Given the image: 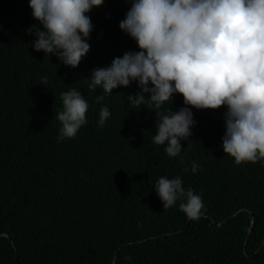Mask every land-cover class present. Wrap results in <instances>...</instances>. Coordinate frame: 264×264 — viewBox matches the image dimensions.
Instances as JSON below:
<instances>
[{"label": "trees", "instance_id": "obj_1", "mask_svg": "<svg viewBox=\"0 0 264 264\" xmlns=\"http://www.w3.org/2000/svg\"><path fill=\"white\" fill-rule=\"evenodd\" d=\"M130 7L105 0L87 14L90 51L73 69L34 50L29 0H0V264H264V160L237 165L224 153L226 106L191 108L192 136L169 157L152 142L156 113L129 106L137 82L89 90L95 69L140 51L119 27ZM71 89L88 102L86 123L61 141L55 113ZM183 107L180 94L164 105ZM161 176L202 197L199 219L179 210L183 198L164 209Z\"/></svg>", "mask_w": 264, "mask_h": 264}, {"label": "clouds", "instance_id": "obj_2", "mask_svg": "<svg viewBox=\"0 0 264 264\" xmlns=\"http://www.w3.org/2000/svg\"><path fill=\"white\" fill-rule=\"evenodd\" d=\"M104 2L29 0L37 22L29 29L36 37L34 50L77 68L90 51L87 41L93 25L87 14ZM129 2L131 7L119 27L140 51L126 52L114 58L111 66L95 69L92 78L86 79L89 90L99 87L112 95L114 89L137 82L141 91L127 97L129 106L156 113L152 142L166 145L169 157L180 156L181 140L192 136L191 108L219 110L226 106L224 153L237 165L264 160V0ZM41 84L47 85V77ZM175 94L183 96L185 107L175 112L164 109ZM61 100L62 110L55 113V119L62 125V141L74 138L86 123L89 105L76 89L62 93ZM96 100L103 101L104 95H97ZM109 116V109L103 107L99 125ZM198 169L194 162L190 170L195 173ZM154 188L165 210L183 198L181 212L189 219L202 215V197L192 189L185 190L179 176H161Z\"/></svg>", "mask_w": 264, "mask_h": 264}, {"label": "water", "instance_id": "obj_3", "mask_svg": "<svg viewBox=\"0 0 264 264\" xmlns=\"http://www.w3.org/2000/svg\"><path fill=\"white\" fill-rule=\"evenodd\" d=\"M254 222V221H253Z\"/></svg>", "mask_w": 264, "mask_h": 264}]
</instances>
